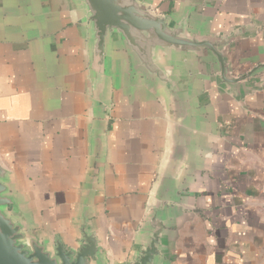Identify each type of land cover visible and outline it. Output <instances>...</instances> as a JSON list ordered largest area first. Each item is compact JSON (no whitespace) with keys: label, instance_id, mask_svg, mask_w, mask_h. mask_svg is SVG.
Listing matches in <instances>:
<instances>
[{"label":"crops","instance_id":"1","mask_svg":"<svg viewBox=\"0 0 264 264\" xmlns=\"http://www.w3.org/2000/svg\"><path fill=\"white\" fill-rule=\"evenodd\" d=\"M207 34L239 31L234 72L264 64V0H143ZM91 44L77 0H0V160L17 221L77 248L81 215L100 244L90 264H129L166 154L169 99L130 76L114 38L104 106L94 99ZM194 78V153L177 179L158 264H264V69L229 92ZM191 141V140H189Z\"/></svg>","mask_w":264,"mask_h":264},{"label":"water","instance_id":"2","mask_svg":"<svg viewBox=\"0 0 264 264\" xmlns=\"http://www.w3.org/2000/svg\"><path fill=\"white\" fill-rule=\"evenodd\" d=\"M77 1L89 29L96 106L100 109L104 106L107 61L114 38L130 58V76L142 77L151 91L160 88L169 99L173 121L167 150L154 191L146 203L138 254L129 263L158 264L163 257L170 210L176 205V181L194 153V78L187 63L193 62L200 73L217 77L229 92L258 89L249 87L247 80L263 70L264 64L234 72L227 47L241 33L207 34L191 29L188 12L168 20L143 0ZM9 180L10 171L0 160V264H90L97 258L100 244L83 214L82 240L77 248H68L58 239L50 244L15 220L9 210L18 209V200Z\"/></svg>","mask_w":264,"mask_h":264}]
</instances>
